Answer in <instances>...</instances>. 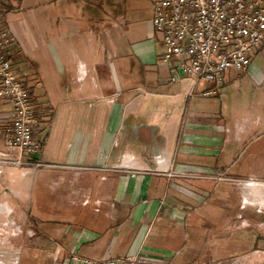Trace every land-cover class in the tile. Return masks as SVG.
Returning a JSON list of instances; mask_svg holds the SVG:
<instances>
[{"label": "crops", "instance_id": "obj_1", "mask_svg": "<svg viewBox=\"0 0 264 264\" xmlns=\"http://www.w3.org/2000/svg\"><path fill=\"white\" fill-rule=\"evenodd\" d=\"M0 15L10 37L3 52L38 121L36 158L52 164L39 169L37 183L25 176L40 221L75 227L79 245L96 240L87 256H117L111 251L123 238V256L197 264L187 254L201 232L191 215L231 224L244 211L240 251L222 264H264V46L245 74L226 77L238 87L247 76L251 94L230 108L223 85L210 116L202 99L213 85L199 82L189 97L170 81L151 28L153 7L142 0H1ZM12 114V103L0 100V149ZM217 175L236 184L238 201L228 209L220 197L233 193L232 182ZM177 207L186 208L184 220L171 216ZM82 211L90 223H77ZM106 218L114 220L112 233L102 227ZM50 238L67 246L61 235L48 237V246Z\"/></svg>", "mask_w": 264, "mask_h": 264}, {"label": "built area", "instance_id": "obj_2", "mask_svg": "<svg viewBox=\"0 0 264 264\" xmlns=\"http://www.w3.org/2000/svg\"><path fill=\"white\" fill-rule=\"evenodd\" d=\"M150 1L153 4L151 28L160 35L159 62L169 68L170 81L185 85L189 97L195 95L202 80L213 85L203 91L210 95L223 86L231 72L245 74L254 51L264 46V0ZM9 43L10 37L0 15V100L10 101L13 106L11 125L4 134V148L0 149V176L7 167L13 166L23 177L52 164L36 158L41 150V142L33 138L38 121L27 89L3 52ZM214 178L229 179L223 175ZM233 180L242 186L248 181ZM171 216L184 220L186 208H174ZM70 231L71 227L67 233ZM75 238L77 241L71 248L50 238L51 245L43 249L41 264H172L170 255L154 258H143L139 253L80 255L77 253L79 235Z\"/></svg>", "mask_w": 264, "mask_h": 264}, {"label": "rangeland", "instance_id": "obj_3", "mask_svg": "<svg viewBox=\"0 0 264 264\" xmlns=\"http://www.w3.org/2000/svg\"><path fill=\"white\" fill-rule=\"evenodd\" d=\"M142 1H144V8L147 6L153 7L150 0ZM145 15L147 16V14ZM158 46L159 44H157V47ZM252 58L256 57L254 56ZM233 75L242 74L233 72L231 74L232 78ZM247 78V76L244 77L241 80L242 84L238 85V87H230L233 84V81L231 79L228 81V78L224 79L223 85L226 87V90H223L222 95L228 90V88H233L230 93H225V95L227 94L226 97L221 95V99L225 102V105L230 108L236 107V98L243 100L251 94L252 84L249 83ZM208 84L209 83L202 80L198 87L203 88ZM237 93H239V95H237ZM202 102L206 104L210 116H212L214 112H218L220 99L216 94H210L208 97H203ZM39 169L29 175L32 179V183L38 182L35 175ZM12 177L14 180H12ZM26 177H21L18 169L13 166L7 167L3 172V175L0 176V212L2 213L0 214V264H12L16 261L18 256L24 257L25 255L27 256V259L33 261L34 264H41L43 262V249L49 247L48 237L59 238L61 235L63 241L69 248L75 241L76 236H74V233L77 231L75 227L69 234H64L65 229H67L65 223H62V225H59L56 221L55 223H44V221H40L37 217L38 207H35L32 211L34 199L31 198V191L28 193V180ZM227 182L228 184L226 186L232 182L231 186L233 193L226 197L222 194L220 198L223 200V205L221 206L227 207L228 209L230 206L226 203H229V201L236 203L238 200L236 199V194H234V187L236 184H233L232 180H228ZM36 189L38 188L36 187L35 190ZM6 201H8L10 205ZM49 214L51 217H54L53 212H50ZM191 216L195 223L193 227L199 228L201 231L199 237L195 240L198 244L195 242L194 246L188 248L189 252L187 254H190L195 258L194 262L199 264L204 261H215L218 263L221 262L220 264H222L228 263L231 258L238 255L239 252H237L235 248L240 251L238 240L242 237L241 235H245V231L248 227L247 225L249 224L246 221L247 215L244 211L236 214L230 222L231 224H228L229 218L227 217H224L222 221L213 222L211 217L202 219L199 214ZM253 218H256L255 213ZM5 222L7 225H5ZM113 222L114 220L112 218L101 220V223L104 224L102 226L104 230H108L107 233H110L111 231L113 232L112 228H114L115 225H113ZM197 225L200 227H197ZM56 228H59V236L57 234L58 232L55 231ZM105 238H108V236ZM122 241L123 238L118 241L116 246L113 245V250L111 252H114L117 256H123L125 253L124 248L126 247V243H122ZM95 243L96 240L78 245L77 253L80 255H93L94 253L92 252V249ZM105 246L106 244L103 243V247ZM119 247L122 248L119 249ZM35 256L37 257V259H35L36 261L34 260Z\"/></svg>", "mask_w": 264, "mask_h": 264}, {"label": "trees", "instance_id": "obj_4", "mask_svg": "<svg viewBox=\"0 0 264 264\" xmlns=\"http://www.w3.org/2000/svg\"><path fill=\"white\" fill-rule=\"evenodd\" d=\"M92 220V215L89 211H82L80 213H78V216H77V223L78 224H88L90 223Z\"/></svg>", "mask_w": 264, "mask_h": 264}, {"label": "flooded vegetation", "instance_id": "obj_5", "mask_svg": "<svg viewBox=\"0 0 264 264\" xmlns=\"http://www.w3.org/2000/svg\"><path fill=\"white\" fill-rule=\"evenodd\" d=\"M22 257V258H21ZM39 258V257H38ZM35 259H37V257L35 256V258H34V260ZM36 261V260H35ZM39 261H40V259H39ZM38 261V262H39ZM33 263V261H30V260H28L27 259V256L25 255L24 257L23 256H18L17 258H16V261L14 262V263H12V264H32ZM34 264V263H33ZM39 264V263H38Z\"/></svg>", "mask_w": 264, "mask_h": 264}]
</instances>
